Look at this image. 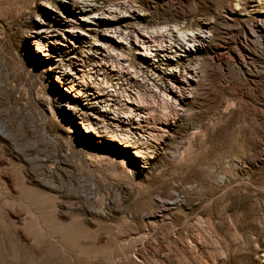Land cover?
I'll list each match as a JSON object with an SVG mask.
<instances>
[{
	"label": "rangeland",
	"instance_id": "1",
	"mask_svg": "<svg viewBox=\"0 0 264 264\" xmlns=\"http://www.w3.org/2000/svg\"><path fill=\"white\" fill-rule=\"evenodd\" d=\"M79 1L0 0V264H264V0H88L122 11L76 32L108 49L89 83L142 108L111 123L126 142L103 117L84 131L50 64L67 47L30 38L59 12L98 27Z\"/></svg>",
	"mask_w": 264,
	"mask_h": 264
},
{
	"label": "bare ground",
	"instance_id": "2",
	"mask_svg": "<svg viewBox=\"0 0 264 264\" xmlns=\"http://www.w3.org/2000/svg\"><path fill=\"white\" fill-rule=\"evenodd\" d=\"M68 1L71 2L73 0H68ZM71 5L75 6L77 9L76 11L78 12H81L83 10H90V11L92 10L93 12L91 13H93V16L91 18L93 21L97 23L96 25L98 27H92V26L81 27L79 25H75V22L78 21V18L72 17L74 23L69 25L68 26L69 30L66 31L60 26L59 20L62 19L61 18L62 16L59 12L55 14V17L51 15L49 16L50 17L49 19L41 18L40 21L35 25L34 29H32L30 38L33 41H35V43L37 44L35 51L41 52L42 55L48 54V50L50 48H46V46L50 47V45L47 44V42L49 41L50 42L53 41L55 44H59L67 47L66 50H63L65 51L64 54L61 53V54H57L56 56L54 55L55 57L52 55L49 56L51 60L50 64L52 65L53 70L56 72V74H58L60 78L57 80L59 81L61 80L65 83L66 86H69L64 88L65 91L77 98L74 99V101H77L78 99L82 100L81 104L75 102L76 105H78L77 108L74 107L75 104L74 102L73 103H71L70 101L67 102L68 105L72 108V110H76L79 114L87 118L88 124L84 125V131L88 133L97 131L96 129L100 124L98 118L100 117L107 119L110 126L113 125L111 123L120 126V125H128V124L132 125L135 122L143 121L142 108L140 107V105L136 104L133 101H130V99L125 98L122 100L126 102L125 104L126 106L124 107L125 110L118 111V109L115 107L116 104L114 105L110 103L111 99L105 98V94L100 92L101 89H99L96 85L89 83L90 81L88 80L87 77L88 68L86 67L85 64L86 57L93 56L101 60L106 55L108 49H106L105 47L106 44L105 41L101 39H96L95 42L92 41L91 43H87L88 40L85 39L84 36L82 37L79 31L76 32L77 27H79L80 29H82L87 33L88 32H93L94 34L101 33L103 28H101V25L99 24L100 21L99 18L105 17L109 19L108 15L115 16L118 15L119 13H122V11H115L114 9L108 7L97 8L94 3L88 0H80L78 3L72 2ZM107 27L108 28L105 29V31H107L105 35L116 36L117 38L120 39L119 41H121V39L124 36V32L121 31L120 28L115 26L110 25ZM194 37L198 38L201 36L199 34H194ZM146 38L148 37L143 35V37L141 38V42L138 44V46L135 49L137 50L138 54L148 56V53L156 52V47H154V45L152 44V40ZM193 41L194 39L191 38L189 39V41L187 42L185 41L186 42L185 43L186 46L184 48L185 51L193 46ZM54 43L53 45H55ZM83 44H85V46L91 45L93 49V53H91L92 51L90 52L89 46L87 47L88 51H86L85 53L82 52ZM153 55H155V53H153ZM93 67L89 69L93 70L92 69ZM176 74L177 72H174L173 69H170L168 72V75H176ZM187 77H190L189 72ZM111 127L115 131L117 130L119 132L118 134L116 131L119 140L123 139L125 142L128 140V136L124 132L120 133L117 126H111ZM123 145H130V144L125 143Z\"/></svg>",
	"mask_w": 264,
	"mask_h": 264
},
{
	"label": "built area",
	"instance_id": "3",
	"mask_svg": "<svg viewBox=\"0 0 264 264\" xmlns=\"http://www.w3.org/2000/svg\"><path fill=\"white\" fill-rule=\"evenodd\" d=\"M90 2H92V1H90ZM92 3H94V2H92ZM95 4V3H94ZM99 7H103V6H99ZM104 8H107V6L106 7H104ZM109 8V7H108ZM84 11V10H83ZM93 16V15H92ZM91 16V17H92ZM109 16V15H108ZM90 17V18H91ZM88 18H89V16H88ZM105 18V17H104ZM109 18H110V16H109ZM92 19V18H91ZM100 19H103V18H99V20ZM106 19V18H105ZM95 22V21H94ZM141 42V39L139 40L138 38H137V35L135 34V35H133V37L130 39V40H128V43H129V46L132 48V49H134V51L136 52V54H138L137 53V50L135 49L137 46H138V44ZM123 43V42H122ZM177 48L178 49H180V47L179 46H177ZM164 51H165V49H162V47L160 48V47H158V48H156V52H154L155 53V55H157V56H155V59H153V61H154V63H161V58L162 57H164ZM149 54V53H148ZM140 55V54H139ZM141 56H145V55H141ZM154 56V55H153ZM145 57H149V56H145ZM150 63V62H149ZM121 84V83H120ZM66 87H69V86H66ZM110 91H113L112 89L110 90Z\"/></svg>",
	"mask_w": 264,
	"mask_h": 264
}]
</instances>
